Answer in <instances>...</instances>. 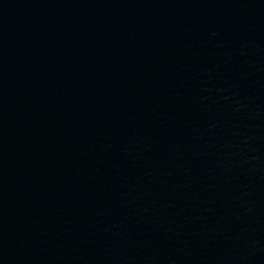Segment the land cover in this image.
<instances>
[{
  "label": "water",
  "instance_id": "1",
  "mask_svg": "<svg viewBox=\"0 0 264 264\" xmlns=\"http://www.w3.org/2000/svg\"><path fill=\"white\" fill-rule=\"evenodd\" d=\"M0 264H264V0H0Z\"/></svg>",
  "mask_w": 264,
  "mask_h": 264
}]
</instances>
